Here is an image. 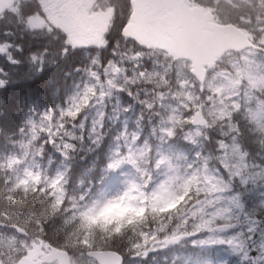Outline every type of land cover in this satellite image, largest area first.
I'll return each instance as SVG.
<instances>
[{"label": "clouds", "instance_id": "clouds-1", "mask_svg": "<svg viewBox=\"0 0 264 264\" xmlns=\"http://www.w3.org/2000/svg\"><path fill=\"white\" fill-rule=\"evenodd\" d=\"M193 2L209 10L217 22L243 34L238 46L203 65V78L192 71L191 61L176 60L166 50L127 35L132 0H95L91 11L103 12L108 24L103 43L91 50L74 47L67 34L48 20L41 0H32L29 16L44 21L39 30L46 40L44 54H53L47 45L58 43L54 55L59 65L83 51L94 70L80 103L69 104L57 114L55 124L63 125V130L57 129L60 136L29 137L35 158L41 162L50 158L51 148L60 153L62 168L54 175L34 169L26 188L8 167L9 158L0 164V264H100L97 252L113 253L114 264H151L154 246L177 240V233L183 237L178 242L184 244L214 241L217 236L238 241L226 250L229 264L233 254L242 264H264V204L247 199L251 183L258 181L264 187V129H258L252 119L264 107V0ZM7 16L5 12L0 20ZM18 27L30 35L26 25ZM113 33L115 40L109 39ZM44 70L38 66L37 75ZM106 95L124 100L122 111H137L134 130L112 129L103 117L97 118L99 109L92 115L91 102ZM162 102L166 107H161ZM51 111L46 106V112ZM70 136L75 143L68 144ZM19 142L15 136L8 138L13 148ZM105 145L104 170L117 172L120 186L103 201L97 194L104 177L95 183L80 178L79 193L71 191L68 167L75 154L95 152ZM125 145L144 153V160L127 175L116 163L127 157ZM162 145L183 151L185 163L176 168L166 164ZM213 186L218 191L228 189L225 195L238 200V206L229 200L213 201ZM169 203L175 207H167ZM201 208H211L208 215L219 231L203 230V217L192 212ZM257 214L258 222L249 219ZM92 220L98 224L90 226ZM109 220L115 222L104 229Z\"/></svg>", "mask_w": 264, "mask_h": 264}, {"label": "rangeland", "instance_id": "rangeland-1", "mask_svg": "<svg viewBox=\"0 0 264 264\" xmlns=\"http://www.w3.org/2000/svg\"><path fill=\"white\" fill-rule=\"evenodd\" d=\"M31 0H27V5H29ZM95 0H41L44 11L47 13L48 20L55 25L62 33L67 34L68 41L79 49L91 50L93 46H99L103 43L104 32L108 24V18L103 13H97L91 11V7ZM11 23L14 26H11L17 31H20L18 25H26L27 30L41 34V40H43L44 46L46 45V40L43 38L44 34L39 30L44 27V21L36 16L27 15V21H19L13 17ZM2 32V31H1ZM21 36V35H20ZM8 35L0 36V88L5 86L8 79V74L6 70H13L18 64L16 58L20 56V38L14 36L13 39L8 40ZM55 46H59L58 43H53ZM121 46H125L124 42H121ZM108 56V55H107ZM107 56L105 59H107ZM35 62L36 59L34 58ZM183 68V64L180 66ZM94 69L89 68V60L87 66L78 72L77 82L73 85L71 93L64 100L62 105L51 108V112L39 111L34 114H29L25 116L23 125L19 132L15 135V138L19 139V143L16 144L15 148L12 147L10 143L7 144L4 151L0 152V164H3L5 158L10 159L8 167L16 172V178L20 180L26 188L28 184V177L31 176L34 169H41L42 172H48L50 174H55L58 170L62 168L60 161L62 159L59 152L49 148L50 158H46L43 162L34 157L32 152V142L29 137L36 136L40 137L43 135L45 139L48 137L60 136V131L58 127L63 130V125L57 126L55 124L56 119L58 118L57 114L64 108L68 107L69 104L77 105L80 103V97L83 94V88L88 83L90 79V71ZM178 75L183 73L178 71ZM99 95V93H97ZM125 100L127 97L124 98ZM85 104H89V101L85 100ZM124 103V100H121L118 97H112L106 95L100 101H92L90 106L93 107L92 115L95 116L97 109H99V117H103L106 121V124L110 123L112 129L119 128L120 131H132L136 127V110H127L122 111L120 105ZM126 107V104H125ZM161 107H166L162 102ZM252 119L256 122L258 129H264V107L258 109V111L252 116ZM89 123H91V117L89 118ZM27 132V135H25ZM50 144L51 141L49 140ZM75 143L74 137H68V144ZM65 145V148L71 152V148ZM77 147H79L77 145ZM128 149V155L123 160H117V167H124L125 174H129V170L135 171L138 163L144 160V153L136 151H131L130 147L125 145ZM12 152V155L9 157V153ZM119 150L117 149V153ZM161 152L165 154V163L170 165L172 168L182 166L185 163V154L183 151H180L174 145H162ZM105 158L108 159V147L106 148ZM23 165V168L19 166ZM70 167H68V170ZM0 171H3L0 168ZM24 177V179H21ZM102 177H104L101 185V191L97 194L100 201L105 200L112 192H114L120 186L121 177L117 172H107L104 171ZM180 175H176V179H179ZM80 190L75 189V192L78 194ZM213 195L211 199L215 201L217 198L220 200H229L234 206H238L239 201L233 197L225 195L228 189L217 190L215 186L211 189ZM264 187H261L259 182H253L250 184L249 192L247 193V199L256 204H264ZM167 207L174 208V203H169ZM131 210V209H130ZM91 211V210H90ZM163 211V209H161ZM211 211V208H201V209H192V212L197 213L203 217L205 221L204 231L213 233L214 228L218 225L212 224L210 216L208 213ZM230 211V209H229ZM127 213H121V216L126 215ZM249 219L253 221H259L261 217L257 214L250 217ZM111 220L107 221L105 224H109ZM113 223V222H112ZM235 225V221H232ZM91 224H98L97 221L92 220ZM103 226V225H102ZM255 226V225H254ZM163 229H161L162 231ZM231 232V229L228 231ZM179 236V233H177ZM221 240L224 244L219 246L217 240ZM0 242H3V237L0 236ZM238 241H228L223 238V236H217L215 240H208L205 243L194 245L192 243H180L173 249H169L163 246L161 243L156 244L153 248V251L149 254V260L151 264H158L159 257L161 255H171V258L168 259L167 263L163 264H206L210 261L211 264H229V257L226 255L227 248L231 245L238 244ZM187 247H194L198 251L205 252L204 260H198L191 258L190 255H186L184 250ZM255 253H253L254 255ZM231 264H242L239 261V258L233 254L231 258Z\"/></svg>", "mask_w": 264, "mask_h": 264}, {"label": "trees", "instance_id": "trees-1", "mask_svg": "<svg viewBox=\"0 0 264 264\" xmlns=\"http://www.w3.org/2000/svg\"><path fill=\"white\" fill-rule=\"evenodd\" d=\"M116 38L117 34L114 33L111 39ZM34 39L31 34H23L18 43L21 48V54L16 58L18 64L13 70H6L9 77L6 85L0 88V150L4 148L7 139L17 132L26 114L44 110L46 106L53 108L61 105L77 82L79 70L88 64L89 58L84 52L76 51L74 55L56 65L54 50L57 48L48 47L53 54L46 55L39 42ZM40 65L45 70L43 74L37 75V67ZM81 155L85 156L84 160L80 159ZM105 155V146L95 152L75 154L69 170L71 191L75 192L77 180L80 178L88 177L94 183L99 180L100 171L105 166Z\"/></svg>", "mask_w": 264, "mask_h": 264}, {"label": "water", "instance_id": "water-1", "mask_svg": "<svg viewBox=\"0 0 264 264\" xmlns=\"http://www.w3.org/2000/svg\"><path fill=\"white\" fill-rule=\"evenodd\" d=\"M15 1L0 0V13ZM211 21L209 13L189 8L186 0H132L127 35L148 47L166 50L176 60L191 61L192 71L203 78V65L211 64L225 49L238 46L243 38L232 27ZM95 255L100 264H114L113 253Z\"/></svg>", "mask_w": 264, "mask_h": 264}, {"label": "flooded vegetation", "instance_id": "flooded-vegetation-1", "mask_svg": "<svg viewBox=\"0 0 264 264\" xmlns=\"http://www.w3.org/2000/svg\"><path fill=\"white\" fill-rule=\"evenodd\" d=\"M7 13H8V16H7V17H4V19L8 18V17L11 15V12H10V11H8ZM3 16H4V14L1 15L0 17H3ZM4 19H3V20H4Z\"/></svg>", "mask_w": 264, "mask_h": 264}, {"label": "bare ground", "instance_id": "bare-ground-1", "mask_svg": "<svg viewBox=\"0 0 264 264\" xmlns=\"http://www.w3.org/2000/svg\"><path fill=\"white\" fill-rule=\"evenodd\" d=\"M1 29H3V27H2V26H0V30H1Z\"/></svg>", "mask_w": 264, "mask_h": 264}]
</instances>
